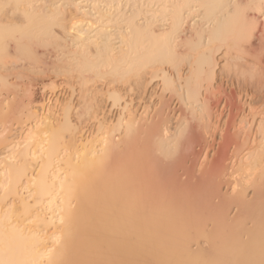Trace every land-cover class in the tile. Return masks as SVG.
Segmentation results:
<instances>
[{
  "label": "bare ground",
  "instance_id": "6f19581e",
  "mask_svg": "<svg viewBox=\"0 0 264 264\" xmlns=\"http://www.w3.org/2000/svg\"><path fill=\"white\" fill-rule=\"evenodd\" d=\"M0 264H264V0H0Z\"/></svg>",
  "mask_w": 264,
  "mask_h": 264
},
{
  "label": "rangeland",
  "instance_id": "374dc122",
  "mask_svg": "<svg viewBox=\"0 0 264 264\" xmlns=\"http://www.w3.org/2000/svg\"><path fill=\"white\" fill-rule=\"evenodd\" d=\"M185 157H186V156H185ZM187 157H188V156H187ZM191 158H192V157L189 156L188 159H187L188 161H187V160L185 161L186 158H185V159L183 158V161L186 162V164L183 162V163L185 164V166H184L185 168L190 166V165L188 166V164H190V159H191ZM181 160H182V159H180V161H181ZM154 162H155V163H158V162H156V161H154ZM177 163H178V162H177ZM177 163H176V164H177ZM183 163L181 162V163H179V165H180V164H183ZM194 163L196 164V160H195ZM176 164H175V165H176ZM179 165H178V164H177V166L171 165L170 167L163 166V168H164V169H163L161 165H158V164L156 165V164H155V167H156V168L153 167L155 170L152 169V172L154 173L155 177H156V176L158 177V175L160 176V177H159V181H160V180H163V182L161 181V183L164 184V182H165V183H166L165 186H166V185L169 186L170 191L174 190V191H172V192H175V193H177V194H178V192H179V193H182L181 195H179V194H178V195L175 194V195L178 196V197L181 196V199H182L184 196H185L184 198H186V196H187L188 199H189V197H190V199H191V198H193V195H195V194H196V195L194 196V198H195L196 196L198 197L199 195H200L201 197L203 196L204 198H203V197L201 198L200 196H199L200 198L198 197V199L195 198L196 201H195L194 198H193V199H194V201H195L196 204L198 203L197 200H199V203L201 202L200 205H199V203H198V207H199V206H200V207L205 206V205H204V202H205V204L207 203V200H208L207 197H208L209 194H210L209 192H211L212 189H213V190L215 189V187H213V186L211 185V183H212V184L214 183L215 185H214V184H213V185L216 186V184H217L216 179H211V180H210V179H208V177L205 179V178H203V176H201V178H200L201 180L198 179V178H195V179H194L195 172H192V171H191V170H193V168H191V170H190L191 173H189V171H188V173H187V172L185 171L186 169L183 167V165H182V166H179ZM186 165H187V166H186ZM160 166H161V167H160ZM193 166H194V165H193ZM166 168L168 169L167 173H172V174H174V175H172V174L170 175V174H167V173H164V174H163L162 170H163L164 172H166V171H165ZM167 169H166V170H167ZM189 169H190V167H189ZM177 170H178V172H177ZM173 171H174V172H173ZM182 171H183V172H182ZM156 172H158V173L156 174ZM184 172H185V173H184ZM159 173H162L163 176H161ZM177 173H178V174H177ZM181 173H182V174H183V173H184V174L187 173V174H186L185 176H184V175H183V176H180ZM192 173H193V175H192ZM165 174L169 175L168 178L172 180V182H171V181H169V182H171L173 185H172L171 183L166 182V181H168V180H165V181H164L163 178H164V177H165V178L167 177V175L165 176ZM188 174H190V175H188ZM178 175H179V176H178ZM187 175H188V176H187ZM191 175H192V176H191ZM170 176H172V177H170ZM190 176H191L192 178H191ZM161 177H163V178H161ZM175 177H176V178H175ZM172 178H173V179H172ZM177 178H178L179 180H178ZM180 178H181V179H180ZM187 178H188V179H187ZM202 178H203L204 180H203ZM166 179H167V178H166ZM175 179H176V180H175ZM185 179H186V180H185ZM207 179H208V180H207ZM195 180H197L198 182H196ZM173 181H174V182H173ZM177 181H179V182H177ZM180 181H182V183H181ZM191 181H192V182H191ZM201 181H202V182H201ZM183 182H184V183H183ZM190 182H191V183H190ZM193 183H194V184H193ZM195 183H196V184H195ZM201 183H202V184H201ZM188 185H190V186H188ZM195 185H196V186H195ZM209 185L212 186V189H211V187H210ZM171 186H173V187H175V188H172ZM194 186H195V187H194ZM181 187H183V188L181 189ZM208 187H209V189H208ZM171 188H172V189H171ZM184 188H185V190H184ZM189 188L192 189V190H190ZM175 189H178L179 191H177V190L175 191ZM186 189H187V192H185ZM203 189H204V190H203ZM207 189L209 190V192H208ZM182 190L184 191V193H183ZM189 190H190V191H189ZM224 190H225V189H223V186H222V192H223ZM191 191H192L193 193H192ZM204 191H205V192H204ZM172 192H171V193H172ZM194 192H195V193H194ZM212 192H213V191H212ZM185 193H186V195H185ZM187 193H189V195H188ZM202 193H203V194H202ZM173 194H174V193H173ZM205 194H206V195L208 194V196H206ZM191 195H192V196H191ZM205 197H206V199H205ZM211 197H212V196H209V200L212 199ZM210 198H211V199H210ZM193 199H192V201H193ZM200 199H201V200H200ZM202 199H205L206 201H204V200H202ZM192 201H191V202H192ZM194 201H193V202H194ZM213 201H215V200H213ZM213 201H208L209 203H207V204H212L211 202H213ZM202 202H203V204H202ZM215 202H216V201H215ZM215 202H214V203H215ZM195 203L192 204L193 207H194ZM201 204H202V206H201ZM196 207H197V205H196ZM200 207H199V208H200ZM194 208H195V207H194ZM233 213H234V212H233ZM233 213H232V215H233Z\"/></svg>",
  "mask_w": 264,
  "mask_h": 264
}]
</instances>
